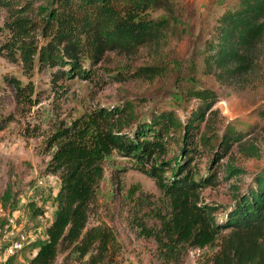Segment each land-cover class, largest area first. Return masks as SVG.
Masks as SVG:
<instances>
[{
  "label": "trees",
  "instance_id": "trees-1",
  "mask_svg": "<svg viewBox=\"0 0 264 264\" xmlns=\"http://www.w3.org/2000/svg\"><path fill=\"white\" fill-rule=\"evenodd\" d=\"M167 1L53 0L48 7L34 8L28 1L19 6L13 0H0V6L11 11L6 23L11 37L0 45V54L11 62H21L27 76L49 71L50 86L59 92L66 79L91 78L108 51H137L157 42L169 20L153 18L148 11L165 7ZM32 12L39 14L38 20L28 16ZM263 35L264 0H236L218 16L206 40V67L220 78L248 71L249 48ZM139 71L152 78L163 73L159 66ZM13 82L19 99L33 103L35 84ZM187 94L195 99L196 107L184 119L174 109L153 111L145 120L139 119L134 107L126 104L100 107L89 122L75 120L58 126L46 140L52 153L45 169L61 179L57 211L30 264H57L66 251V257H88L91 264L114 260L118 251L114 229L90 224L105 160L114 150L132 158L140 171L152 177L167 201L188 203L185 211L181 203L172 206L168 202L165 209L150 206L151 199L143 195L137 199L133 225L139 236L156 242L163 264L183 263L191 249L205 246L214 250L202 264H264V169L245 190L233 186V201L220 211L219 205L201 197L202 190L214 185L218 176L211 170L197 178L193 164L200 148L212 154L213 163L229 156L238 144L251 156L259 157L260 148L255 143L246 145L250 130L228 125L220 133L211 124V117L218 113L214 106L220 100L216 90L195 86ZM260 114L264 116V111ZM178 142L182 159L172 165L167 156L172 144ZM169 170L170 178L166 175ZM227 172L235 176L242 169L228 164ZM145 203L150 211H145ZM151 219L154 222L150 224Z\"/></svg>",
  "mask_w": 264,
  "mask_h": 264
},
{
  "label": "rangeland",
  "instance_id": "rangeland-1",
  "mask_svg": "<svg viewBox=\"0 0 264 264\" xmlns=\"http://www.w3.org/2000/svg\"><path fill=\"white\" fill-rule=\"evenodd\" d=\"M13 1L19 6L28 1L34 8L48 7L53 2ZM235 4L236 0H168L165 7L148 11L153 18L169 20L168 29L157 42L137 51H108L91 78L66 79L64 90L59 92L50 86L49 71H35L27 76L21 62H11L0 54V225L17 217L27 243L11 259V264H30L57 211L61 179L58 174L45 172L52 153L48 152L47 138L62 123L91 121L90 115L100 107L131 104L138 118L144 120L153 111L174 109L184 119L196 107L195 99L187 94L190 88L216 90L220 100L214 106L218 113L211 117V124L220 133L228 125L250 130L246 145L255 143L260 156H251L238 144L229 156L213 163L212 154L200 148L193 163L196 177L211 170L218 176L214 185L202 190L201 197L219 205L221 211L233 201V186L243 191L252 184L255 175L264 169V116L260 114L264 111V35L249 48L248 71L220 78L209 71L203 60L205 43L216 19ZM33 12L28 16L38 20L39 14ZM10 19L11 11L0 6V45L11 37L6 27ZM148 66H159L163 73L155 78L141 75L139 69ZM85 67H89L88 62ZM13 79L22 86L35 84L33 103L19 99ZM181 151L179 142L172 144L167 156L172 165L176 159H182ZM228 164L241 168L242 173L232 176L227 172ZM171 174L172 170L166 173L168 178ZM141 195L150 198V206L155 208L166 209L169 204L181 203L185 211L189 210L187 202L167 201L152 177L140 171L132 158L114 150L106 157L90 218V224H107L116 233L118 251L110 264H163L156 242L139 236L132 222ZM150 206L145 203V211H150ZM34 209L39 212L35 214ZM4 245L5 241L0 239V246ZM213 250L211 246L193 248L178 264H202ZM68 253L61 254L57 264H91L88 257H66Z\"/></svg>",
  "mask_w": 264,
  "mask_h": 264
},
{
  "label": "built area",
  "instance_id": "built-area-1",
  "mask_svg": "<svg viewBox=\"0 0 264 264\" xmlns=\"http://www.w3.org/2000/svg\"><path fill=\"white\" fill-rule=\"evenodd\" d=\"M0 239L5 241L0 246V264H11V259L26 246V236L21 233L17 217L8 218L7 223L0 225Z\"/></svg>",
  "mask_w": 264,
  "mask_h": 264
}]
</instances>
